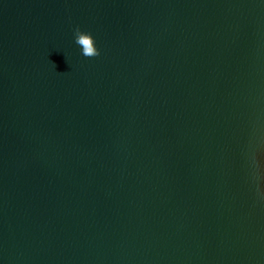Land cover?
Here are the masks:
<instances>
[{
    "label": "water",
    "instance_id": "obj_1",
    "mask_svg": "<svg viewBox=\"0 0 264 264\" xmlns=\"http://www.w3.org/2000/svg\"><path fill=\"white\" fill-rule=\"evenodd\" d=\"M0 264H264V0H0Z\"/></svg>",
    "mask_w": 264,
    "mask_h": 264
},
{
    "label": "clouds",
    "instance_id": "obj_2",
    "mask_svg": "<svg viewBox=\"0 0 264 264\" xmlns=\"http://www.w3.org/2000/svg\"><path fill=\"white\" fill-rule=\"evenodd\" d=\"M78 43L82 44L84 54L88 57L100 55V49L95 42V37L91 33L83 32L77 27Z\"/></svg>",
    "mask_w": 264,
    "mask_h": 264
}]
</instances>
